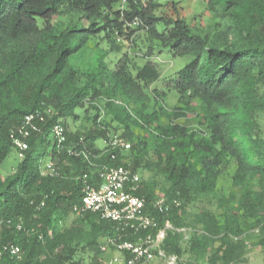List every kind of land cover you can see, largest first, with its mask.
<instances>
[{"label":"trees","instance_id":"obj_1","mask_svg":"<svg viewBox=\"0 0 264 264\" xmlns=\"http://www.w3.org/2000/svg\"><path fill=\"white\" fill-rule=\"evenodd\" d=\"M121 3L0 0V166L9 152H15L9 135L22 118L36 110L44 115L49 112L45 122L38 123L39 132L28 138V149L14 171L7 176L0 172V252L7 245L19 248L16 257L2 252L0 264H105L100 248L119 233L116 224L95 214L72 213V206L81 199V176L93 179L103 165L149 172L154 178L141 181L138 196H143L146 211L159 228L169 221L175 229L181 226L179 211L200 197H215L219 177L232 166L233 188L226 197L216 194L220 212L217 217L204 212L203 232L189 241V251L204 250L215 240L219 244L207 262L238 264L246 249L241 235L248 229H259L264 235V132L260 122L264 115V0H206L213 16L206 30L182 18L166 27L164 17L154 16L155 0L145 5L127 0L123 10ZM134 17L148 28L149 39L169 48L173 56L192 57L171 82L178 94L177 106L171 111L156 102L151 111L148 108L150 96L145 90L158 79L150 62L134 78L123 67L113 77L101 59L93 74L80 75L68 66L69 59L99 34L110 44V51L118 50L119 21ZM159 24L165 28L159 31ZM118 94L125 103H110ZM157 94L165 96L162 91ZM101 97L108 98L109 124H115V130L122 128L119 136L130 143L128 155L117 150L113 160L104 148L93 145L97 135L105 144L110 134L108 125L97 122L99 107H93L96 127L88 137L66 126L68 119L76 118L75 109ZM151 99L155 101L156 95ZM127 105L132 106V114ZM188 114L193 115L192 125L178 122ZM55 123L66 129L67 146L79 148L82 139L87 150L99 156L92 159L96 166L66 151L57 153L52 138L49 147L45 138ZM133 127L146 130L150 141L136 137ZM45 158V163H54L57 175L42 174ZM157 185L167 203L176 199L180 207L172 206L165 215L154 211L151 203ZM70 216L74 218L66 225ZM144 233L120 234L134 240ZM179 236L166 232L161 245L165 253L180 257L186 252ZM79 254L89 255L90 260L84 261Z\"/></svg>","mask_w":264,"mask_h":264},{"label":"rangeland","instance_id":"obj_2","mask_svg":"<svg viewBox=\"0 0 264 264\" xmlns=\"http://www.w3.org/2000/svg\"><path fill=\"white\" fill-rule=\"evenodd\" d=\"M157 4L156 10L154 11V16L164 17L168 22L166 27H169L171 23L176 18H182L189 25H198L203 27L205 30L207 26L212 22V14L208 13L206 0H155ZM195 18V19H194ZM122 25L121 35L116 34V43L119 46L118 50L110 51V44L107 40L103 39L102 34L92 37L86 46V48L79 52L77 55L72 56L68 61V66L75 68L80 75L93 74L98 70L99 59L104 63V66L109 72V74L115 73L123 67V71L127 73L128 76L134 78L137 71L141 69L148 62L152 63L156 67L158 73V79L154 81L145 92L150 96L148 100V108L151 111L155 102L162 106L165 110L171 111L177 106V92L175 89L170 87L172 80L175 78L176 74L191 61V56H173L171 50L167 47H161L157 41L154 39H149L148 28L128 26L131 25L129 21H119ZM157 29L163 30L165 28L164 24H159L156 26ZM113 76V74H112ZM114 77V76H113ZM84 78L81 79V84ZM164 92L165 96H160L157 92ZM264 92V91H263ZM156 95L155 101L151 99ZM108 98L101 97L99 99H91L90 103L85 102L81 109H75L74 114L75 119L67 120V130L68 131H79L84 135V138L88 137L89 133L92 131L94 133L96 124L92 122L96 111L93 107H99L98 117L104 124L109 126L110 135H120L122 128L118 127L119 130L113 129L115 124L110 125L109 119L110 110L105 106ZM114 105L124 104L120 95L111 99ZM95 105V106H93ZM129 113L132 114V106H126ZM188 118L184 120H179L180 123H185L187 125H192L193 115L188 114ZM166 122L165 119H163ZM261 126L264 132V115L260 116ZM117 128V126H116ZM115 132V133H114ZM97 133V132H95ZM132 133L141 138L143 141H150V137L146 130L140 129L139 127H133ZM91 135V134H90ZM104 139L100 138L98 135L93 139V145L99 149L105 147ZM45 142H49V147L51 143V135L45 138ZM44 142V144H45ZM50 148L46 149L47 156L49 157ZM124 155H128V152H124ZM47 157V158H48ZM19 158L14 151L9 152L8 156L0 166V172L3 176L10 175L14 168L16 167ZM46 161H43L42 167ZM233 172L232 166L226 169L221 177H219L216 190L214 195L208 196L209 198L200 197L193 203H188L184 209L179 211V223H181L180 229H185L179 232L180 246L186 252L180 256V264H209L207 258L213 255L214 251L218 246V242L215 240L203 249H194L193 252L189 251L192 244L190 240H195L200 238L203 232V215L204 212L210 211L214 216L220 212L217 208V197L227 196L231 191L232 186L230 182V176ZM138 175L141 181H151L154 177L147 171L139 170ZM159 181V180H158ZM160 182V181H159ZM159 185L156 186L155 196H160L158 191ZM212 196L214 200L212 201ZM161 197V196H160ZM164 197V196H162ZM210 201V202H209ZM212 201V202H211ZM74 216H70L65 224L69 225L73 220ZM179 236V237H180ZM245 244V252L243 259L238 264H264V243L261 242V231L259 229H250L247 235H243L241 238ZM84 261H89L90 256L87 254H79ZM112 256H118V253L114 250L108 249L103 253L104 260H108ZM207 257V258H206ZM150 264H161L159 261L155 260ZM218 264V263H216Z\"/></svg>","mask_w":264,"mask_h":264},{"label":"built area","instance_id":"obj_3","mask_svg":"<svg viewBox=\"0 0 264 264\" xmlns=\"http://www.w3.org/2000/svg\"><path fill=\"white\" fill-rule=\"evenodd\" d=\"M148 0H132V3L145 5ZM127 0H122L121 10L125 8ZM122 16V15H121ZM128 21V20H124ZM128 23L134 27H141L142 23L138 17H134ZM45 115L36 110L26 114L20 125L10 132V139L19 160L23 159L24 152L28 149L27 140L31 134L39 132L38 123L45 122ZM101 118V116H99ZM101 120L98 118L97 122ZM51 137L57 153L66 151L68 155L82 157L89 166H96L93 161L99 156L92 155L79 139L77 146H67V131L60 124L55 123L51 127ZM105 140L104 153H110V158L115 159L113 154L119 150L126 152L130 149V143L115 134H108ZM93 159V161H92ZM42 174L57 175V168L52 161H47L42 167ZM141 189V179L138 172H134L126 166L103 165L97 169V174L93 179L87 174L81 176V199L78 204L72 206V213H91L97 215L101 220L115 223L117 233L109 238L101 246L102 253L108 249L114 250L118 256L110 257L105 264H150L157 260L161 264H180V258L175 254H167L161 248L167 231L182 232L185 229H175L169 221H165L162 228L158 222L146 211L143 196H138ZM179 208L180 202L173 199L170 203L165 197L156 196L151 203V208L158 214H167L171 207ZM124 231L139 233L144 231L143 236H138L134 240L123 239L120 234ZM2 252L11 256H17L19 248L7 245L2 248ZM0 252V254L2 253Z\"/></svg>","mask_w":264,"mask_h":264},{"label":"crops","instance_id":"obj_4","mask_svg":"<svg viewBox=\"0 0 264 264\" xmlns=\"http://www.w3.org/2000/svg\"><path fill=\"white\" fill-rule=\"evenodd\" d=\"M232 186V185H231ZM233 188V187H232ZM224 197H226L225 195H224ZM248 223H249V221H248ZM249 231H250V229H248L246 232H244L242 235H241V237H240V239L243 237V235H247V233H249ZM264 239V235L263 234H261V240H263ZM218 244H219V242H218ZM244 244H246V242H244Z\"/></svg>","mask_w":264,"mask_h":264},{"label":"clouds","instance_id":"obj_5","mask_svg":"<svg viewBox=\"0 0 264 264\" xmlns=\"http://www.w3.org/2000/svg\"><path fill=\"white\" fill-rule=\"evenodd\" d=\"M122 17V16H121ZM122 19V18H121ZM124 19V18H123ZM122 21H124V20H122ZM52 138V137H51ZM104 149H105V147H104Z\"/></svg>","mask_w":264,"mask_h":264}]
</instances>
